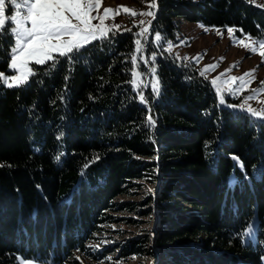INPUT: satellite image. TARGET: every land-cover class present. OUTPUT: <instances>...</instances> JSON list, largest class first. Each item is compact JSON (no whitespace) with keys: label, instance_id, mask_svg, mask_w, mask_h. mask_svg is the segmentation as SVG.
I'll return each instance as SVG.
<instances>
[{"label":"trees","instance_id":"obj_1","mask_svg":"<svg viewBox=\"0 0 264 264\" xmlns=\"http://www.w3.org/2000/svg\"><path fill=\"white\" fill-rule=\"evenodd\" d=\"M154 2L151 32L164 39L147 35L159 78L158 95L151 85L143 90L147 105L129 83L145 70L132 28L113 29L71 62L35 65L26 87L0 88V264L141 255L153 264H264V123L220 105L194 62L166 47L179 19L264 38V8L251 0ZM10 42L0 35L2 73H13ZM144 182L152 186L142 199H118ZM124 209L153 215L152 227L106 234ZM252 216L257 239L242 240Z\"/></svg>","mask_w":264,"mask_h":264},{"label":"rangeland","instance_id":"obj_2","mask_svg":"<svg viewBox=\"0 0 264 264\" xmlns=\"http://www.w3.org/2000/svg\"><path fill=\"white\" fill-rule=\"evenodd\" d=\"M251 1L264 8V0ZM153 2L154 0H101V3L94 8L91 15L105 17L104 25L106 26L111 27L114 25H121L122 27L119 30L132 28L135 29L136 33H139L141 28L139 21H145L143 27H150L147 24V21L151 20L153 17H145L142 15L132 16L130 13L124 11V7L134 10L137 13L149 10L154 13L155 6L151 7ZM5 8L6 17L8 15L15 14L7 4L5 5ZM105 8L114 9L116 11L109 12L105 16ZM91 23L99 24V21L93 19ZM177 25L176 39L171 41L170 49L169 43L166 47L178 58L194 62L196 67H198L201 72L204 71V75L210 80V82L213 78H217L216 84H212V86L215 92L216 88L219 87L221 89L220 93L216 92L218 103L219 95L221 94L225 96L226 105L237 106L245 103V96H253L255 98L247 101V105L254 109L264 107V92L252 91L253 89L264 88V84L261 83L264 82V55L260 54L261 52H264V48H262L259 44V41L264 38H256L246 34L238 35L235 31L230 34L228 29H234V27L227 26L223 28L218 26H207L198 21L179 19ZM9 26L11 27L13 25L10 24ZM113 29L115 28L113 27ZM105 31H107V29H105ZM97 35L99 36L100 33L97 32ZM138 39H141V43L144 45L138 52V55L145 67V70L141 72L135 71L134 84L136 86L143 81V85L137 89L143 93V90L150 85L153 86V84H155L158 88V83L156 80V74L153 75L151 72L153 64L150 57L152 54H145L146 42L141 37H138ZM241 41H243V43H241ZM245 45H248V47ZM252 48H255V51H253ZM144 60H148L149 62L145 64ZM206 65H215V68L213 70H205ZM29 67H32V65L30 64ZM9 69L12 70L10 67ZM247 72H251V75L245 77L244 82L232 80V77H241ZM13 74L16 73H5L7 76ZM242 84L243 87H239V90H237L238 86ZM229 91H235L236 94L230 95ZM227 96L231 98V102L227 101ZM236 108L240 109L239 107ZM151 186V183L144 182L140 188H136L135 192L127 195H121L118 199H142ZM114 214L117 216V219L107 225V228H110V230L105 233L112 235V237L116 239H121L124 236L148 230L153 224V215H141L128 209L116 210ZM127 216H134L138 218V221L129 222L124 219ZM249 224H252L254 227V238L252 240L255 241L257 239V221L255 216L251 217L248 225ZM244 240L247 241V239ZM262 258L264 262V253ZM81 259V264H153V260L148 255L131 256L126 259H111V261H94L88 256ZM26 261H32L33 264H49L43 261L18 256V264H25ZM64 264L80 263L66 261Z\"/></svg>","mask_w":264,"mask_h":264},{"label":"snow or ice","instance_id":"obj_3","mask_svg":"<svg viewBox=\"0 0 264 264\" xmlns=\"http://www.w3.org/2000/svg\"><path fill=\"white\" fill-rule=\"evenodd\" d=\"M100 3L101 0H0V35L8 34L11 38L10 53L7 63L13 72L16 73L7 76L5 73L0 72V88L19 89L26 87L31 77L36 75L34 70L35 65H45L50 68H55L61 58L71 62L73 56L80 54L82 49L86 50L93 41L97 39H106L108 32L115 35L116 32L113 31V27L119 30L122 27L121 25L106 26L104 25L105 17L91 15L94 8ZM6 4L15 14L8 15L7 17L5 16ZM154 6L155 4L153 2L151 7ZM114 11L116 10L105 8V16L107 13ZM124 11L130 13L132 16L142 15L145 17H154V13L151 10L137 13L134 10L124 7ZM93 19L98 20L99 24H92L91 21ZM10 24L13 26L10 27ZM139 24L141 25L140 32L136 35L143 38L145 42H149L147 41V34L152 35L151 42L159 43L163 41L164 38L159 32L152 34L150 27H143L145 24L144 20L139 21ZM147 24L150 26L151 20H148ZM105 29H107V31H105ZM124 31H131V29L125 28ZM234 31H242V29H228L230 34ZM97 32L100 33L99 36ZM168 43L170 49L171 42ZM241 43H243V41H241ZM135 44L138 46L136 49L137 52L144 46L141 43V39H137ZM259 44L264 48V39H261ZM245 46L248 47V45ZM252 50L255 51V48H252ZM260 54L264 55V52ZM131 59L136 63V56H132ZM150 59L154 64V53L151 55ZM148 62V60H144L145 64ZM30 64L32 67H29ZM214 68L215 65L205 66V70H213ZM151 72L155 75L157 69L153 67ZM203 75L204 71L201 72V76ZM249 75H251V72L244 73L241 77H232V80L244 82V78ZM64 79L67 81L68 77L65 76ZM156 80L158 83V76ZM216 81L217 78H213L211 82L215 85ZM129 83L134 82L129 81ZM261 83L264 84V82ZM141 85H143V81L136 85L137 89H139ZM239 87H243V84L238 86L237 90H239ZM152 90L155 94H159V89L155 84H153ZM252 91L264 92V88L253 89ZM216 92L220 93L221 89L219 87L216 88ZM229 94L235 95L236 92L229 91ZM137 96L141 104H148V100L145 98L142 91H137ZM254 98L253 96H245L244 104L239 106L226 105L225 96L221 94L219 95V104L231 108L239 107L252 118L264 123V107L254 109L247 105V101ZM146 122L149 127H154L155 122L152 120L151 115L146 118ZM62 155L63 153L57 155L55 160L59 162ZM99 159L100 157L97 155L90 163ZM231 159L236 161L241 169L244 168L239 157L232 155ZM84 167H88V163H86ZM254 231L253 225L249 224L239 233V236L242 240H252L254 238ZM25 264H33V262L26 261Z\"/></svg>","mask_w":264,"mask_h":264}]
</instances>
